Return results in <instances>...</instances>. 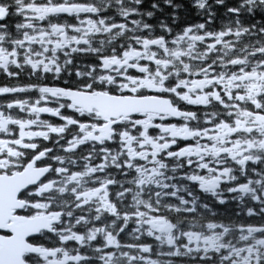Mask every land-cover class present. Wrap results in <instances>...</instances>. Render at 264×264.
<instances>
[{
	"label": "snow or ice",
	"instance_id": "1",
	"mask_svg": "<svg viewBox=\"0 0 264 264\" xmlns=\"http://www.w3.org/2000/svg\"><path fill=\"white\" fill-rule=\"evenodd\" d=\"M0 264H264V0H0Z\"/></svg>",
	"mask_w": 264,
	"mask_h": 264
}]
</instances>
